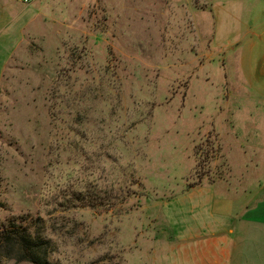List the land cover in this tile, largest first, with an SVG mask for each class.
Masks as SVG:
<instances>
[{"label": "rangeland", "instance_id": "rangeland-1", "mask_svg": "<svg viewBox=\"0 0 264 264\" xmlns=\"http://www.w3.org/2000/svg\"><path fill=\"white\" fill-rule=\"evenodd\" d=\"M215 1L0 0V231L52 264H192L237 225L239 178L264 187V79L249 34L216 41Z\"/></svg>", "mask_w": 264, "mask_h": 264}, {"label": "crops", "instance_id": "crops-1", "mask_svg": "<svg viewBox=\"0 0 264 264\" xmlns=\"http://www.w3.org/2000/svg\"><path fill=\"white\" fill-rule=\"evenodd\" d=\"M262 1L216 0L214 3L217 42L230 43L249 34L250 79L256 85L264 79V24L258 26L259 17H254L257 11L254 12L253 8L255 10L256 3ZM239 179H242L238 184L243 189L236 203L237 225L206 236L204 242L193 240L199 244L186 256L190 257L192 264H264V187H260L261 181L258 182L260 188H257L255 185L251 187L249 181L243 182L245 178ZM228 204L230 206L224 211L226 217L235 211V203Z\"/></svg>", "mask_w": 264, "mask_h": 264}, {"label": "trees", "instance_id": "trees-1", "mask_svg": "<svg viewBox=\"0 0 264 264\" xmlns=\"http://www.w3.org/2000/svg\"><path fill=\"white\" fill-rule=\"evenodd\" d=\"M80 196L76 195L77 200H81ZM48 246L47 240L33 237L26 227L13 224L0 231V258L31 264H52L48 260Z\"/></svg>", "mask_w": 264, "mask_h": 264}, {"label": "built area", "instance_id": "built-area-1", "mask_svg": "<svg viewBox=\"0 0 264 264\" xmlns=\"http://www.w3.org/2000/svg\"><path fill=\"white\" fill-rule=\"evenodd\" d=\"M33 0H22V2L23 3H25V4H29V3H31Z\"/></svg>", "mask_w": 264, "mask_h": 264}]
</instances>
